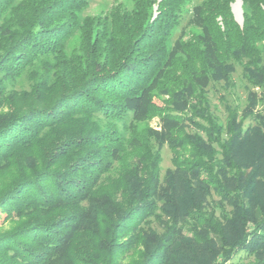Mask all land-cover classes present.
Returning a JSON list of instances; mask_svg holds the SVG:
<instances>
[{"label":"trees","instance_id":"obj_1","mask_svg":"<svg viewBox=\"0 0 264 264\" xmlns=\"http://www.w3.org/2000/svg\"><path fill=\"white\" fill-rule=\"evenodd\" d=\"M192 1L0 0V264H264V0Z\"/></svg>","mask_w":264,"mask_h":264},{"label":"rangeland","instance_id":"obj_2","mask_svg":"<svg viewBox=\"0 0 264 264\" xmlns=\"http://www.w3.org/2000/svg\"><path fill=\"white\" fill-rule=\"evenodd\" d=\"M160 1V0H157ZM201 0H193L192 3L188 6L191 8L194 4L200 2ZM135 0H92L90 7L86 10V15H105L108 14L114 7L118 5H123L127 9H132L134 6ZM232 13L237 21V23L242 26L243 25V19H244V11H243V1L242 0H235L231 4ZM154 14L157 12V5H154L153 7ZM185 25V24H184ZM193 32H197L194 28H188L187 29V35L185 39H189ZM236 67V71L233 74V79L235 81L236 87L233 90V94H228L229 92L225 89L223 82H214L212 86H210L208 90V96L211 99V102L213 104V110L221 116L222 120H225L226 113L225 108L222 104V98L224 97L227 100V103H233L234 101L238 104H242V108L246 104V98H247V81L243 76V69L242 66L238 63H234ZM227 91V92H226ZM166 95L157 93L154 101L156 105L162 106L163 100L166 99ZM264 108V105L260 106V109ZM149 127L157 128L158 127V117H152L148 122L144 124L139 125V130L141 132V135L144 134L145 129ZM150 147L152 151H156L159 149V146L157 143L153 140H149ZM162 162H161V175L162 177L165 176L168 169H172V157L173 153L171 152L170 148L167 145L162 146L160 149ZM3 218L4 216L0 214V225L3 224ZM155 226L156 223H155ZM251 260V258H248L244 252H240L237 254L233 259L232 263H248Z\"/></svg>","mask_w":264,"mask_h":264}]
</instances>
